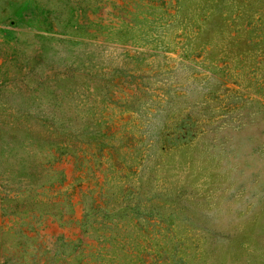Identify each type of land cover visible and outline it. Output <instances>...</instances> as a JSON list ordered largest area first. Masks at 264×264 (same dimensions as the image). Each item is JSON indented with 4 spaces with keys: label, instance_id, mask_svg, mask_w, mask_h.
<instances>
[{
    "label": "rangeland",
    "instance_id": "1",
    "mask_svg": "<svg viewBox=\"0 0 264 264\" xmlns=\"http://www.w3.org/2000/svg\"><path fill=\"white\" fill-rule=\"evenodd\" d=\"M0 264H264V0H0Z\"/></svg>",
    "mask_w": 264,
    "mask_h": 264
}]
</instances>
